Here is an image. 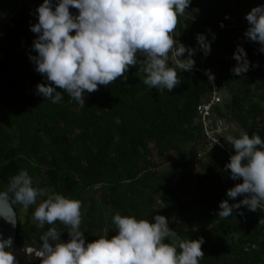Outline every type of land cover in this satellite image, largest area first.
I'll return each mask as SVG.
<instances>
[{
  "label": "trees",
  "instance_id": "1",
  "mask_svg": "<svg viewBox=\"0 0 264 264\" xmlns=\"http://www.w3.org/2000/svg\"><path fill=\"white\" fill-rule=\"evenodd\" d=\"M42 3L0 0V190L25 170L35 188L79 200L86 243L115 236V214L146 220L160 214L181 239L203 238L199 264H264V211L242 206L228 218L216 215L227 190L238 183L225 169L235 150L224 137L246 132L264 139V53L244 36L246 14L264 0H191L172 36L177 46L180 41L197 50L195 66L178 71L181 83L172 92L150 89L139 66L130 67L126 81L121 77L86 92L84 106L67 93L56 104L37 94V84L48 82L30 60L38 35L30 25L38 22ZM70 12L78 14L71 7ZM200 33L211 42L207 56L196 39ZM238 45L252 65L239 76L230 71ZM206 69L215 75L212 83ZM213 83L220 102L212 120L232 127L221 138L228 152L207 151L198 114L212 99ZM199 152L206 154L196 162ZM49 195L27 209L11 205L17 216L11 251L42 243L39 232L50 226L40 229L33 213ZM54 226L68 235L65 225Z\"/></svg>",
  "mask_w": 264,
  "mask_h": 264
},
{
  "label": "clouds",
  "instance_id": "2",
  "mask_svg": "<svg viewBox=\"0 0 264 264\" xmlns=\"http://www.w3.org/2000/svg\"><path fill=\"white\" fill-rule=\"evenodd\" d=\"M190 4L191 0H56L55 4L54 0H43L36 9L38 22L30 25V30L38 34L32 46L37 54L30 60L48 82L37 84V94L56 104L61 102L62 93H67L84 106L86 92L109 86L121 77L126 81L125 73L137 66L143 84L159 92H172L181 83L178 71L191 72L195 66L197 50L180 41L177 46L172 36L178 16ZM70 7L78 14L70 12ZM245 18L248 28L244 36L260 44L259 50L264 53V5L253 7ZM196 39L204 55H209L211 42L206 35L197 34ZM233 59L237 61L230 69L233 74L239 76L250 70L252 65L243 46H237ZM205 75L209 82L214 81L210 69ZM224 139L235 150L225 169L230 170L232 180L242 178L243 182L227 190V199L219 202L216 215L228 218L242 206L252 212L264 211V139L246 132ZM217 143L219 140L212 147ZM44 194L33 186L28 172L21 170L9 178L5 190H0V216L15 226L11 205L27 209ZM243 194L248 195L229 203V199ZM33 218L40 229L50 226L39 232L42 243L38 248L26 249L29 255L40 258L41 264H199L204 257L203 238L181 239L169 227L168 218L160 214L150 220L115 214L117 234L111 239L100 236L89 243L80 230L79 200L54 193L39 203ZM57 222L66 226L68 242L61 240L63 231L54 226ZM12 243L11 237L0 239V264H18L13 251L6 250Z\"/></svg>",
  "mask_w": 264,
  "mask_h": 264
},
{
  "label": "built area",
  "instance_id": "3",
  "mask_svg": "<svg viewBox=\"0 0 264 264\" xmlns=\"http://www.w3.org/2000/svg\"><path fill=\"white\" fill-rule=\"evenodd\" d=\"M222 24H220V28L224 29V25L221 26ZM213 94H212V99L209 103H206L204 105H201L198 108V114L200 116L201 119V125L203 128V133L205 135V138L207 140L208 143V147H207V151H212L215 148H219L222 149L226 152L227 149L226 147L222 144L221 142V138L224 137L225 135H227L230 130L232 129V127L230 126V124H228L226 121L223 120H218V121H214L212 120V108L214 107V105L216 103L220 102V95L218 93V87L215 83H213ZM219 140V143L214 144L212 147V144ZM206 153L204 152H199L197 154V158H196V162H200L204 155ZM238 183H242L241 180H238ZM246 194H243L241 196H238L237 198H244Z\"/></svg>",
  "mask_w": 264,
  "mask_h": 264
},
{
  "label": "water",
  "instance_id": "4",
  "mask_svg": "<svg viewBox=\"0 0 264 264\" xmlns=\"http://www.w3.org/2000/svg\"><path fill=\"white\" fill-rule=\"evenodd\" d=\"M12 211L14 212L15 218H16L15 226H13V224L9 223L2 216H0V239L7 240L9 237H11L12 241H13V243H12V246H13L15 238H16V233H17V216H16V213L13 210V208H12ZM12 246L9 247V248H6V250H10L11 251ZM21 259L22 258H16L17 261L21 260Z\"/></svg>",
  "mask_w": 264,
  "mask_h": 264
},
{
  "label": "flooded vegetation",
  "instance_id": "5",
  "mask_svg": "<svg viewBox=\"0 0 264 264\" xmlns=\"http://www.w3.org/2000/svg\"><path fill=\"white\" fill-rule=\"evenodd\" d=\"M50 243H53V241H50ZM27 248L35 249L38 248V246H25L23 249L13 252L16 258H22L21 260H18V264H41L40 258L36 257L34 253L29 255L26 252Z\"/></svg>",
  "mask_w": 264,
  "mask_h": 264
},
{
  "label": "crops",
  "instance_id": "6",
  "mask_svg": "<svg viewBox=\"0 0 264 264\" xmlns=\"http://www.w3.org/2000/svg\"><path fill=\"white\" fill-rule=\"evenodd\" d=\"M61 235H64L63 237H61V240L63 242H68V240L70 239V237L68 235H65V234H61ZM55 244V241H53V245Z\"/></svg>",
  "mask_w": 264,
  "mask_h": 264
},
{
  "label": "rangeland",
  "instance_id": "7",
  "mask_svg": "<svg viewBox=\"0 0 264 264\" xmlns=\"http://www.w3.org/2000/svg\"><path fill=\"white\" fill-rule=\"evenodd\" d=\"M44 190V189H43ZM44 195H42L41 197H43V196H46V195H49V190H44ZM24 214L26 213L25 211L23 212ZM35 222H36V220H35ZM23 224L25 225V222H24V219H23ZM182 226H184L183 224H181ZM64 235H61V237H63Z\"/></svg>",
  "mask_w": 264,
  "mask_h": 264
}]
</instances>
